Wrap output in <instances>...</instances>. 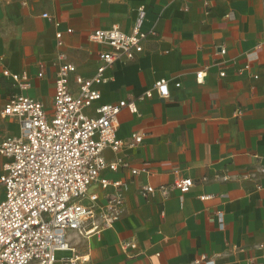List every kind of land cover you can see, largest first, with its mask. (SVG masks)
Segmentation results:
<instances>
[{
	"label": "crops",
	"instance_id": "obj_1",
	"mask_svg": "<svg viewBox=\"0 0 264 264\" xmlns=\"http://www.w3.org/2000/svg\"><path fill=\"white\" fill-rule=\"evenodd\" d=\"M113 24L126 32L138 24L149 33L134 58L106 68L94 105L134 99L135 112L123 107L117 114V135L142 139L117 155L150 173L102 170L125 180L121 216L99 232H66L71 253L54 264L72 253L84 256L81 264H264V0H0V131L19 128L1 113L18 91L4 68L24 71L31 82L24 93L50 108L57 64L93 74L105 46L89 33ZM197 70L204 72L200 81ZM162 77L169 95H145ZM69 86L76 89L73 74ZM103 155L115 153L105 148ZM1 163L0 156V173ZM176 176L191 177L193 185L171 187L165 197L140 192ZM89 190L104 200L95 184Z\"/></svg>",
	"mask_w": 264,
	"mask_h": 264
},
{
	"label": "built area",
	"instance_id": "obj_2",
	"mask_svg": "<svg viewBox=\"0 0 264 264\" xmlns=\"http://www.w3.org/2000/svg\"><path fill=\"white\" fill-rule=\"evenodd\" d=\"M18 2L27 4V0ZM41 15L53 20L48 12ZM53 22L58 24L57 20ZM66 31L71 32L72 28ZM148 33L138 24L129 32L117 24L92 30L89 39L105 47L98 51L97 66L89 76L76 73L75 65L60 61L62 54L58 53L60 62L50 108L40 99L24 93L31 84L24 71L2 70L18 91L9 95L1 113L12 116L19 128L15 134L0 131V264H54L55 250L72 249L66 236L68 229L85 234L99 232L111 227L121 216L125 180L101 176L102 170L122 168L131 175L141 170L150 173L146 167H133L126 158L117 155L122 146H134L142 139L136 132L128 141L117 135V114L123 107L135 112L134 99L94 105L101 96L98 84L108 79L104 74L106 68L116 60L134 58L143 50V40ZM61 34L60 30L55 32L58 45L62 44ZM220 52H224V48ZM71 74L76 84L74 91L69 86ZM41 75L39 71L38 76ZM203 76V70L196 71L197 80H202ZM175 85L179 86L180 82ZM153 92L159 96L169 95L168 80L156 79L144 94L149 96ZM91 106L93 112L89 113L86 108ZM105 148L115 153L112 159L103 155ZM193 182L191 177L176 176L169 184L141 185L140 192L147 196L157 191L165 197L171 187L187 191ZM93 184L103 190L102 202L97 191L89 190ZM219 223H223L220 213ZM122 246L135 247L136 244L125 241ZM84 259L72 253L62 257L61 262L81 264Z\"/></svg>",
	"mask_w": 264,
	"mask_h": 264
},
{
	"label": "rangeland",
	"instance_id": "obj_3",
	"mask_svg": "<svg viewBox=\"0 0 264 264\" xmlns=\"http://www.w3.org/2000/svg\"><path fill=\"white\" fill-rule=\"evenodd\" d=\"M84 201L86 202L87 200H84ZM72 231H74V229H68L67 230L68 233H70ZM70 253H71L70 250H55L54 251L55 258H59L60 256H63V255L64 256L69 255Z\"/></svg>",
	"mask_w": 264,
	"mask_h": 264
}]
</instances>
